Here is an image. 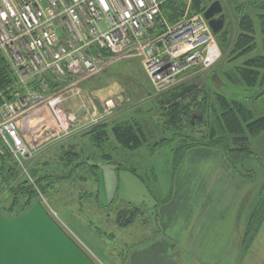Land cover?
I'll list each match as a JSON object with an SVG mask.
<instances>
[{"label": "rangeland", "instance_id": "obj_1", "mask_svg": "<svg viewBox=\"0 0 264 264\" xmlns=\"http://www.w3.org/2000/svg\"><path fill=\"white\" fill-rule=\"evenodd\" d=\"M172 1L176 4V8L181 3L183 4L182 0ZM202 1L204 5L209 6L216 0ZM219 1L227 14L223 30L229 31L230 42L226 43L224 37L219 36L218 40L220 44H223V47L219 44L222 55L214 67L197 76L185 75L178 84L195 83L207 89H216L229 97L243 100L256 117L262 116L264 115V97L252 98L260 92L261 88L235 86L222 77L221 73L229 67L228 61L238 34L240 15L249 14L254 18L259 48L253 54L264 55L262 21L259 18V14H264V11L261 9L258 13L260 3H255L256 0ZM168 4L166 3V9L170 8V4ZM184 8L185 4L181 5L177 12L184 10ZM196 12L192 10V13ZM178 17L180 16L178 15ZM225 45L227 50L226 53H223ZM242 61H238V63ZM113 84L115 88L121 87L123 90L122 96L114 95L115 88L113 87L107 92L108 94L98 93L99 89ZM81 85L86 107L78 96L77 98L67 97L72 92L64 91L63 95L55 100L56 111L64 125L61 138L54 140L52 143L48 141L40 145H34L35 154L33 157L28 158L29 165L25 160L26 169H20L22 177L28 178L31 183H33V180L35 181L34 177L31 178V169L35 166L40 169L43 168L41 170L43 171L42 174L53 176L43 180L42 183L39 182L37 194L31 197L30 203L25 208L15 205L12 210L9 209L12 203V195L6 189L4 193L0 194V212L21 214L36 206L35 217L41 224L51 225L53 230L55 226L51 222L50 216L64 231L73 235L85 247L87 246V249L101 264H122L129 246L139 242L138 240L143 237L139 234L138 228H135L136 231L132 230L133 228H120L117 226L115 220L118 211L126 208L131 203L140 207L142 212L140 217L137 218L136 224L134 223V227L140 225L148 228L150 224L154 225L157 209L169 198L172 192V181L181 163L178 162L177 164L179 159L177 157L181 153L180 150L176 151L174 149L177 145L170 144L152 151L149 149V144L133 152L122 150L115 145L118 148L114 147L111 150V154L114 155L113 163L112 161H107L110 162L108 164L105 162L98 163L100 164L97 168L98 179H96L97 175H94L93 169L88 165L76 169L70 162L68 164L67 159H63L62 165L58 163L62 153L61 148L81 141L79 137L83 135L85 130H88L89 126L104 119L110 122L123 121L124 119H131L130 115L134 114L138 118L144 119L143 122L146 124L145 128L149 135H153L152 131L156 132L151 140L153 143L156 139L169 138L172 135L171 131L166 132L159 127L161 125L159 122L162 121L163 116L161 115L162 109L159 107L157 96L161 93L153 87L140 58L113 61L105 71L84 81L83 84H80V87ZM108 97L114 99L111 108L107 107L105 102ZM72 100H75L79 106ZM75 110H79V113ZM47 113L43 117L47 118L48 123H50L52 117L49 111ZM186 131L198 136L202 130L198 129L194 133L193 129L188 127ZM45 132H41V134L43 135ZM254 138V144L256 143L257 147H260L257 148L259 149L258 157L247 160L245 166L247 168L251 167L250 170H254L255 175L263 176L264 150L262 148L264 137ZM120 164L136 167L138 172L146 177L153 192L149 190L145 181L133 172L125 168H119ZM117 168L119 169L117 170ZM154 168L158 176L157 181L151 175ZM27 198L21 196L19 200L26 202ZM87 234L90 235V238L87 237Z\"/></svg>", "mask_w": 264, "mask_h": 264}, {"label": "built area", "instance_id": "obj_2", "mask_svg": "<svg viewBox=\"0 0 264 264\" xmlns=\"http://www.w3.org/2000/svg\"><path fill=\"white\" fill-rule=\"evenodd\" d=\"M170 1L0 0V51L16 77L0 106V138L23 169L40 140L61 138L55 100L68 91L86 107L80 84L113 61L140 58L160 93L214 67L222 51L204 12L182 0L170 20Z\"/></svg>", "mask_w": 264, "mask_h": 264}, {"label": "crops", "instance_id": "obj_3", "mask_svg": "<svg viewBox=\"0 0 264 264\" xmlns=\"http://www.w3.org/2000/svg\"><path fill=\"white\" fill-rule=\"evenodd\" d=\"M179 166L155 224L127 227L138 228L143 238L129 246L122 264H264V175L241 177L225 151L210 146L188 149ZM35 208L0 212V264H101L50 216L53 230L41 224ZM260 211L254 232L251 223Z\"/></svg>", "mask_w": 264, "mask_h": 264}, {"label": "trees", "instance_id": "obj_4", "mask_svg": "<svg viewBox=\"0 0 264 264\" xmlns=\"http://www.w3.org/2000/svg\"><path fill=\"white\" fill-rule=\"evenodd\" d=\"M192 1V10L197 11L196 13L204 12L208 8L202 0ZM257 2L260 3L261 9L264 11V1L256 0L255 3ZM168 3L170 8L166 11L170 20H173L178 17L179 13L180 16L183 12V10L177 12V9L184 3H181L178 8L173 1ZM259 18L262 21V34L264 36V14H260ZM255 24L251 15H241L238 24L240 34L236 37L230 52L229 67L221 74L235 86L260 87V92L252 98H261L264 97V55L253 54L259 48ZM229 35V31L225 29L216 34L217 40L219 36H223L226 43L230 42ZM220 45L223 47V44ZM226 45L224 49L222 48L223 53H226ZM241 60L243 61L238 63ZM218 76L220 77V75ZM15 80L16 77L7 58L0 51V106L5 100L11 98L9 88L15 83ZM157 98L163 116L162 121L159 122L161 124L159 127L166 132L171 131V137H162L153 143L151 140L156 132L152 131L153 135H149L145 128L146 124L143 122L144 119H140L134 114L130 115L131 119H124L123 121L110 122L104 119L89 126L88 130L83 132L81 136L83 138L79 137L81 141L61 148L62 153L58 163L62 165L63 159H67L68 164L70 162L76 169L88 165L93 169L94 175H97L95 178L98 179L97 168L100 165L98 163H110L107 161L113 163L114 155L111 154V150L114 147L133 152L149 144L151 151L167 144L177 145L174 149L180 150L181 153L177 157L179 158L178 164L188 149L195 146H210L225 151L234 171L241 177L250 180L255 179V171L247 168L245 162L258 157L259 149L257 148L260 147H257L256 143L254 144V137H264V115L256 117L243 100L229 97L216 89H207L195 83L178 84L173 89L159 94ZM188 127L192 128L194 133L198 129L202 131L196 136L193 133H187ZM26 162L29 165V159H26ZM118 167L133 172L145 181L149 190L153 192L146 177L139 173L136 167L124 164H120ZM21 168L0 138V194L4 193L6 189L10 192L12 195L11 208L15 205L25 208L30 203L31 197L37 194L39 182L42 183L43 180L53 176L42 174L43 168L40 169L35 166L31 169V178L34 177L35 181L32 179L33 183H31L28 178L22 177ZM151 175L156 178V173L153 170ZM21 196L28 197L27 201L21 202L19 200ZM169 199L170 197L163 203ZM262 212H259L260 218L258 213L253 217L251 228H254V232L257 230V221L259 222L262 218ZM141 213L140 207L129 203L126 208L118 211L116 224L120 228H127L137 221ZM251 234L250 239L256 233Z\"/></svg>", "mask_w": 264, "mask_h": 264}, {"label": "water", "instance_id": "obj_5", "mask_svg": "<svg viewBox=\"0 0 264 264\" xmlns=\"http://www.w3.org/2000/svg\"><path fill=\"white\" fill-rule=\"evenodd\" d=\"M262 1H264V0H262ZM204 16L208 20V22H209L211 28L213 29V31L215 32V34H219L223 30L227 16H226V13L224 12L223 5L219 0H216V1L211 3V5L204 11ZM114 86L115 85L113 84V85H110L107 87H103L102 89L98 90V93L99 94H101V93L108 94L107 92L112 87L115 88ZM113 93H115L118 96H122L123 90L120 93H118V91H116V89H115V92H113Z\"/></svg>", "mask_w": 264, "mask_h": 264}, {"label": "bare ground", "instance_id": "obj_6", "mask_svg": "<svg viewBox=\"0 0 264 264\" xmlns=\"http://www.w3.org/2000/svg\"><path fill=\"white\" fill-rule=\"evenodd\" d=\"M8 150L10 151V149L8 148ZM11 152V151H10ZM11 154H12V152H11Z\"/></svg>", "mask_w": 264, "mask_h": 264}, {"label": "flooded vegetation", "instance_id": "obj_7", "mask_svg": "<svg viewBox=\"0 0 264 264\" xmlns=\"http://www.w3.org/2000/svg\"><path fill=\"white\" fill-rule=\"evenodd\" d=\"M210 5H211V4H210ZM210 5H209V6H210ZM209 6H208V7H209ZM226 15H227V14H226Z\"/></svg>", "mask_w": 264, "mask_h": 264}]
</instances>
